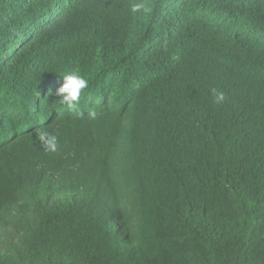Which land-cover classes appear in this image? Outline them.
Returning <instances> with one entry per match:
<instances>
[{"label":"trees","instance_id":"1","mask_svg":"<svg viewBox=\"0 0 264 264\" xmlns=\"http://www.w3.org/2000/svg\"><path fill=\"white\" fill-rule=\"evenodd\" d=\"M0 264H264V0H0Z\"/></svg>","mask_w":264,"mask_h":264},{"label":"clouds","instance_id":"2","mask_svg":"<svg viewBox=\"0 0 264 264\" xmlns=\"http://www.w3.org/2000/svg\"><path fill=\"white\" fill-rule=\"evenodd\" d=\"M148 11L146 4L140 2L131 6L133 13ZM89 81L78 72H69L63 75V83L56 89L55 95L59 98V103L65 105L69 111H79V101L81 93L84 89L88 88ZM213 103L221 105L225 101V93L222 90L213 88L212 90ZM88 116L95 119L96 112L90 111ZM40 143L48 152L55 153L58 150L59 142L56 135L50 134L47 131H40L38 134Z\"/></svg>","mask_w":264,"mask_h":264}]
</instances>
